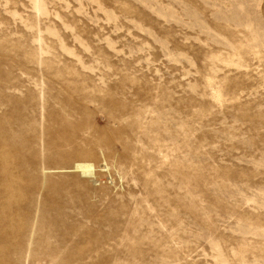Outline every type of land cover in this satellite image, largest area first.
I'll return each mask as SVG.
<instances>
[{"label": "rangeland", "instance_id": "obj_1", "mask_svg": "<svg viewBox=\"0 0 264 264\" xmlns=\"http://www.w3.org/2000/svg\"><path fill=\"white\" fill-rule=\"evenodd\" d=\"M0 264H264V0H0Z\"/></svg>", "mask_w": 264, "mask_h": 264}]
</instances>
